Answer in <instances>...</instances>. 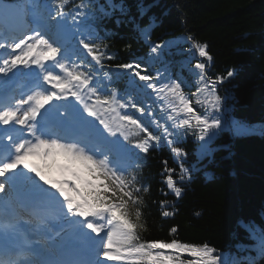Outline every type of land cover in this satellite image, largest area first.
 Instances as JSON below:
<instances>
[{
	"label": "snow or ice",
	"instance_id": "obj_1",
	"mask_svg": "<svg viewBox=\"0 0 264 264\" xmlns=\"http://www.w3.org/2000/svg\"><path fill=\"white\" fill-rule=\"evenodd\" d=\"M70 3L72 0H52V7L45 6L47 18L54 24L41 23L34 17L30 21L26 15L25 24L38 25L27 29L31 34L17 36L8 27L0 31V50H4L0 52V126H10L0 128V192H5L6 186L16 189L18 184L26 188L22 197L17 196L15 205L11 202L0 205V264H108L110 261L119 264H239L217 254V249L206 243L198 245L176 238L143 240L141 232L147 231L142 211L143 194L149 188L140 182L142 165L136 162L138 158L118 140L107 141L102 133L99 141L83 143L52 131L42 123L48 113L46 105L51 106L53 101L67 99L70 95L83 105L88 116L99 120L110 136L119 133L124 141L134 140L133 148L142 153H148L163 140L179 163V173L174 178L176 169L167 167L164 161V182L179 198L184 191L180 184L191 178L190 169L183 162L187 152L177 146L181 133L191 131L201 142L199 155L208 154L209 143L225 128L221 116L209 115L223 110L224 98L217 93V84L233 77L234 70L213 78L207 72L209 65L197 62L194 67L198 70L195 81L198 87L192 94L197 98L193 101L182 83L167 77L165 72L159 71L154 77L146 74L147 70L140 63L116 65L119 69L131 70L133 76L145 82V87L163 102L161 110L167 113L171 124L161 125L153 120L152 123L162 129V134H154L141 119L123 111L132 108L143 116L145 107L131 95L125 100L116 89H105L97 79V74L102 72L103 79L111 80L110 73L103 71L104 61L115 56L107 52L108 45L89 21L96 19L97 13L104 17L116 10L126 14V8L122 3L106 0L105 5H99L90 14L88 9L92 5L87 0H79L72 10L65 11ZM40 7L37 0H32L31 4L24 5V11L35 13ZM69 17L75 27L72 36H78V47L72 49L59 43L62 36L71 31L67 27ZM153 24L151 22L140 34L149 43L150 56L157 57L159 50L171 42L151 44ZM53 29V35L48 36L47 32ZM187 40L200 57L211 62L207 44L195 41L191 35ZM84 53L91 61L80 58ZM71 56H77L79 62L73 61ZM21 65L29 69L34 65L38 71L23 74L30 78L31 87L27 93L20 92L17 96L13 87L17 72L13 70ZM194 103L203 107L204 114L195 110ZM232 127L237 133L248 131L235 120ZM57 157H63L65 163L58 166V175L49 178L45 169L51 172L57 166ZM31 158L39 159L42 167L30 163ZM37 199L39 205L30 206ZM160 203L165 209L162 216L175 215L166 210L168 201ZM242 226L258 240L259 254L264 256V229L255 236L249 225ZM177 231L173 226L169 234L175 236ZM249 264H253L251 259Z\"/></svg>",
	"mask_w": 264,
	"mask_h": 264
},
{
	"label": "trees",
	"instance_id": "obj_2",
	"mask_svg": "<svg viewBox=\"0 0 264 264\" xmlns=\"http://www.w3.org/2000/svg\"><path fill=\"white\" fill-rule=\"evenodd\" d=\"M48 1L52 6V0ZM78 2L72 0L65 11L72 10ZM87 2L92 5L88 9L90 14L99 5L106 4V0ZM114 2L122 3L126 14L119 10L106 17L97 13V18L89 21L108 45L107 52L115 56L104 61L103 71L110 73L111 80L103 79L102 72L97 74V79L105 89H116L125 100L131 95L145 107L143 116L132 108L123 111L141 119L154 134H162V129H158L153 120L161 125L171 124L167 113L161 110L163 102L157 100L155 93L134 77L131 70L119 69L116 65L140 63L147 70L146 74L154 77L159 71L165 72L167 77L182 83L193 101L197 98L192 95L198 87L195 83L198 70L194 67L197 62L207 63L208 75L213 78L226 76L228 70L235 72L233 77L217 84V93L224 98L223 110L209 115L221 116L225 128L209 143L208 154L199 155L201 142L191 131L181 133L177 146L187 152L183 162L190 169L191 177L180 184L184 189L181 197H175L164 182V161L167 167L176 169L174 178L179 173V163L166 142L162 140L145 154L133 148L134 140L123 141L126 149L138 158L136 162L142 165L139 179L149 188L143 194L142 211L147 231L141 232V238L206 243L217 249V254L239 264H249V259L253 264H264V256L257 248L258 240L242 226L249 225L255 236L264 229V129L234 135L226 126L230 117L245 123L264 121V0ZM151 22L154 24L150 28V43L171 42L159 50L157 57L150 56L149 43L140 34ZM67 23L72 24L70 17ZM188 35L207 44L211 62L192 48ZM80 58L91 61L86 53ZM193 107L204 114L200 105L194 103ZM161 201H168L166 210L175 215L162 216L165 209L161 208ZM173 226L178 228L175 236L169 234Z\"/></svg>",
	"mask_w": 264,
	"mask_h": 264
},
{
	"label": "rangeland",
	"instance_id": "obj_3",
	"mask_svg": "<svg viewBox=\"0 0 264 264\" xmlns=\"http://www.w3.org/2000/svg\"><path fill=\"white\" fill-rule=\"evenodd\" d=\"M27 1H23V2H20V3H17V6H12V5H10L9 3H5V4H9V5H6V6H0V16L2 17V18H4V19H9L8 21H10V22H12V21H14L16 18H18V15H19V13H17L18 12V9H21V14H22V18L24 19L25 18V16L26 15H28V14H32L31 15V17H35V18H37L36 17V13H31V12H29V13H25V11H24V5H26L27 3H26ZM31 2V1H30ZM28 4H30L29 3V1H28ZM15 5H16V3H15ZM17 8V9H16ZM34 15V16H33ZM4 23L3 22H0V31H3V29L5 28V27H10V26H8V25H6L5 24V26L3 25ZM12 25V24H11ZM11 27H14V25H12ZM10 27V28H11ZM10 28H9V30H10ZM28 28H35L34 27V23L33 22H30V23H28V24H26V27H25V29H24V31L23 32H16V30H14L15 28H11V30H10V32L12 33V34H15V35H17V36H19L21 33H24V34H31L30 33V31H27V29ZM26 30V31H25ZM53 31H54V29H53ZM69 34H70V31L69 32H67L66 34H64L63 36H62V38L60 39V41L61 42H63L65 39L67 40L68 39V36H69ZM49 36V35H48ZM34 66V65H33ZM32 66V67H33ZM13 71H15V72H17V75H19V77H21L22 76V81L24 80V79H26L27 78V76H25V75H23V74H25V73H28V71H29V68H24L22 65L21 66H18V69H14ZM19 72V73H18ZM17 77V76H16ZM16 77L14 78V81H13V83H15V84H17V79H16ZM25 83H26V81H24ZM20 84V83H19ZM19 86V89L17 90V91H15L16 93V95L17 96H19V94H20V92H24V87H25V85L24 84H22V86L21 85H18ZM61 104L58 106V107H61L62 106V102H60ZM82 107V106H81ZM58 113L56 112V113H54L53 115L55 116V115H57ZM79 116V115H78ZM233 120H235V121H238V120H236V119H234V118H232V117H230V123L228 122V123H226V126L228 127V128H231V132H232V134H234V135H239V134H245V133H251V132H260L262 129H264V121H259V122H255V123H245V122H243V121H239L242 125H244L247 129H248V131H246V132H244V131H242V132H240V133H237L236 131H235V129L232 127V121ZM92 126H94V124L92 123V121L91 122H89L88 123V126H87V128H90V127H92ZM16 127H20L19 125H17ZM99 131H96L99 135H100V132L102 133V131H101V129L99 128L98 129ZM87 134V132L86 131H84L83 132V134ZM198 153H199V151H197ZM30 163H32L31 161H30ZM33 164V163H32ZM38 164V163H37ZM37 164H33L34 166L35 165H37ZM59 165H62V163L61 164H57V166H54L53 168L55 169L51 174H49L48 176H49V178H52V177H55L56 175H58V166ZM25 170V172H27V170L26 169H24ZM28 175H33L34 176V173H28ZM37 180H38V178H37ZM41 185H43V182L42 181H38ZM44 186V188H46L48 185H43ZM7 187V186H6ZM87 231V230H86ZM92 235H95V234H92Z\"/></svg>",
	"mask_w": 264,
	"mask_h": 264
},
{
	"label": "bare ground",
	"instance_id": "obj_4",
	"mask_svg": "<svg viewBox=\"0 0 264 264\" xmlns=\"http://www.w3.org/2000/svg\"><path fill=\"white\" fill-rule=\"evenodd\" d=\"M6 5H9V4H5L4 2H3V6H6ZM10 5H12V6H16L15 4H13V3H11ZM19 12H20V9L18 10ZM13 22V25L15 26L14 28V30H16V32H23L24 31V29H25V25H24V23H23V19H22V17L20 16V15H18V18H16L14 21H12ZM17 186H21L20 184H18ZM1 195H4V199H7V198H5V196H7V195H10L9 193H7V189H5V192H0V196ZM3 199V198H2Z\"/></svg>",
	"mask_w": 264,
	"mask_h": 264
}]
</instances>
